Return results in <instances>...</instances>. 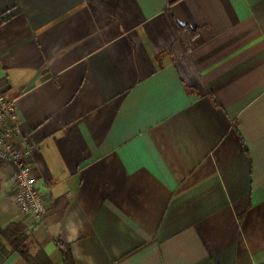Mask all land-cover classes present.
<instances>
[{"label":"crops","instance_id":"crops-1","mask_svg":"<svg viewBox=\"0 0 264 264\" xmlns=\"http://www.w3.org/2000/svg\"><path fill=\"white\" fill-rule=\"evenodd\" d=\"M0 93L48 206L0 164V264H264V0H0Z\"/></svg>","mask_w":264,"mask_h":264},{"label":"built area","instance_id":"built-area-1","mask_svg":"<svg viewBox=\"0 0 264 264\" xmlns=\"http://www.w3.org/2000/svg\"><path fill=\"white\" fill-rule=\"evenodd\" d=\"M19 133L14 102L0 93V164H7L12 169L1 180V185L7 189L21 214L43 221L48 211L47 194L38 187L31 164L36 145L33 140L25 138L22 145L17 146L14 139ZM25 233L31 235L29 229Z\"/></svg>","mask_w":264,"mask_h":264},{"label":"trees","instance_id":"trees-1","mask_svg":"<svg viewBox=\"0 0 264 264\" xmlns=\"http://www.w3.org/2000/svg\"><path fill=\"white\" fill-rule=\"evenodd\" d=\"M187 29V26H181L177 23L175 24L176 37L184 45L182 36L183 30ZM189 36L194 35L193 30H188ZM186 48V46H185ZM5 235L10 242V244L27 260L29 264H49L47 258L44 254L40 253L39 255L32 257L28 251V241L31 239L30 235H27L24 230V226L20 223L10 226ZM65 264H73L68 255L65 258Z\"/></svg>","mask_w":264,"mask_h":264},{"label":"clouds","instance_id":"clouds-1","mask_svg":"<svg viewBox=\"0 0 264 264\" xmlns=\"http://www.w3.org/2000/svg\"><path fill=\"white\" fill-rule=\"evenodd\" d=\"M70 227H71V225H70Z\"/></svg>","mask_w":264,"mask_h":264}]
</instances>
